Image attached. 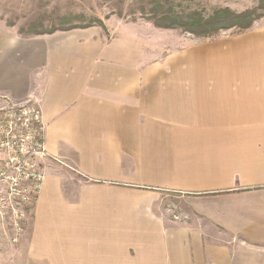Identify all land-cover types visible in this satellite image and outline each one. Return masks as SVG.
<instances>
[{
  "label": "crops",
  "instance_id": "obj_1",
  "mask_svg": "<svg viewBox=\"0 0 264 264\" xmlns=\"http://www.w3.org/2000/svg\"><path fill=\"white\" fill-rule=\"evenodd\" d=\"M162 36L0 29V95L39 104L46 152L8 264H264V31Z\"/></svg>",
  "mask_w": 264,
  "mask_h": 264
},
{
  "label": "rangeland",
  "instance_id": "obj_2",
  "mask_svg": "<svg viewBox=\"0 0 264 264\" xmlns=\"http://www.w3.org/2000/svg\"><path fill=\"white\" fill-rule=\"evenodd\" d=\"M261 2V0H0V29L9 30L19 37H35L39 33L45 35L52 31L84 26L95 27L106 33L120 26L146 30L157 28L146 18L158 3L162 6L159 9H172L173 14L186 20L187 15L195 12L206 17L214 10L225 7L237 13L253 10ZM157 29L161 30L163 39L182 37L191 38L196 42L231 43L233 39L246 38L248 41L251 34L264 31V11L247 30H223L209 38L196 37L176 27ZM122 30L123 28L120 32ZM242 61L243 64H248V58ZM244 68L248 71V66H243L242 70ZM42 174L44 175L43 170ZM5 203L4 199L0 198V264H8L12 248L19 240L18 237L14 241L11 218ZM27 224L28 219L26 226Z\"/></svg>",
  "mask_w": 264,
  "mask_h": 264
},
{
  "label": "built area",
  "instance_id": "obj_3",
  "mask_svg": "<svg viewBox=\"0 0 264 264\" xmlns=\"http://www.w3.org/2000/svg\"><path fill=\"white\" fill-rule=\"evenodd\" d=\"M45 123L32 99L0 95V198L6 202L14 241L23 233L28 211L43 187Z\"/></svg>",
  "mask_w": 264,
  "mask_h": 264
},
{
  "label": "trees",
  "instance_id": "obj_4",
  "mask_svg": "<svg viewBox=\"0 0 264 264\" xmlns=\"http://www.w3.org/2000/svg\"><path fill=\"white\" fill-rule=\"evenodd\" d=\"M261 1V4L253 10L250 9L237 13L225 7L214 10L206 17L200 16L195 12L191 15H187L186 20L182 19L177 14H173L174 11H172V9H159L162 6L158 3L157 7L150 12L151 14L147 15L146 19L150 22L152 21L157 28L174 29L176 27L196 37L209 38L223 30L236 29L243 31L249 29L263 14L264 0ZM88 27L91 26L80 28ZM53 32L55 31L46 34H51ZM40 34L42 33H39V35Z\"/></svg>",
  "mask_w": 264,
  "mask_h": 264
}]
</instances>
